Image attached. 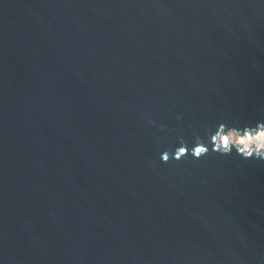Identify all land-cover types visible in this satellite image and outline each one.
I'll use <instances>...</instances> for the list:
<instances>
[{"label":"water","instance_id":"obj_1","mask_svg":"<svg viewBox=\"0 0 264 264\" xmlns=\"http://www.w3.org/2000/svg\"><path fill=\"white\" fill-rule=\"evenodd\" d=\"M258 123L264 0H0V264H264Z\"/></svg>","mask_w":264,"mask_h":264},{"label":"clouds","instance_id":"obj_2","mask_svg":"<svg viewBox=\"0 0 264 264\" xmlns=\"http://www.w3.org/2000/svg\"><path fill=\"white\" fill-rule=\"evenodd\" d=\"M253 128V132L245 131L243 135H238L236 132H229L227 135H222L220 142L223 148L227 150L230 142L236 145H244L241 152H247L249 155L248 149L254 145L257 150L256 157L264 159V123H258Z\"/></svg>","mask_w":264,"mask_h":264},{"label":"snow or ice","instance_id":"obj_3","mask_svg":"<svg viewBox=\"0 0 264 264\" xmlns=\"http://www.w3.org/2000/svg\"><path fill=\"white\" fill-rule=\"evenodd\" d=\"M183 151H184V150H182V152H183ZM202 151H204V150H203V149H196L197 154L201 153ZM164 159L167 160L168 157L165 156Z\"/></svg>","mask_w":264,"mask_h":264},{"label":"bare ground","instance_id":"obj_4","mask_svg":"<svg viewBox=\"0 0 264 264\" xmlns=\"http://www.w3.org/2000/svg\"><path fill=\"white\" fill-rule=\"evenodd\" d=\"M239 146L242 147V148H244V145H239ZM252 147H255V146L253 145ZM252 147H251V148H252ZM249 149H250V148H249ZM249 149H248V150H249Z\"/></svg>","mask_w":264,"mask_h":264}]
</instances>
